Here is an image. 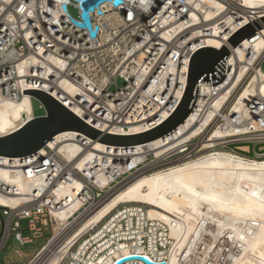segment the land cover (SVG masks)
<instances>
[{
	"label": "built area",
	"instance_id": "obj_1",
	"mask_svg": "<svg viewBox=\"0 0 264 264\" xmlns=\"http://www.w3.org/2000/svg\"><path fill=\"white\" fill-rule=\"evenodd\" d=\"M113 1L106 0L99 6L101 14L98 9L90 13L92 30L98 28L91 37L88 29L73 23H82L78 0H0V102L17 101L23 90L42 91L39 86L46 83L64 93L56 99L65 108L102 133L134 135L163 122L182 98L192 54L205 48L203 38L213 36L211 24L216 26V18L206 21L204 10L216 9L204 0H120L117 5ZM69 6L76 9L77 17L69 13ZM262 60L260 56L255 62V72L264 73ZM201 84L186 119L193 117L191 124L185 121L165 136V142L195 137L178 142L158 158L153 155L151 163L162 165L160 171L169 168L172 161L192 160L190 142L201 135L194 132L200 125ZM205 117L211 130L217 123L216 116L207 113ZM35 118L32 111L31 119L23 124ZM136 129L140 130L133 132ZM72 134L58 140L56 136L27 158L0 157V197L18 200L13 207L0 206V252L9 236L24 246L48 234L55 224L54 213L66 207L64 198L53 199L61 186L77 184L73 197L82 203L81 209L85 205L93 207L124 181H119L122 176L150 164L144 163L151 153L143 163L132 167L133 158L141 153L128 148L121 153L120 149L99 152L101 156L80 165L76 163L78 154L67 155L59 147L73 143L80 154L92 148L93 141ZM146 207L124 203L106 216L105 222L73 240L58 264H114L129 256L167 264L172 243L169 227L149 219ZM47 246H40L28 264ZM123 264L144 263L132 260Z\"/></svg>",
	"mask_w": 264,
	"mask_h": 264
},
{
	"label": "bare ground",
	"instance_id": "obj_2",
	"mask_svg": "<svg viewBox=\"0 0 264 264\" xmlns=\"http://www.w3.org/2000/svg\"><path fill=\"white\" fill-rule=\"evenodd\" d=\"M204 2L216 9L215 12L204 10L206 21L216 18V26L211 24L213 36L202 39L205 47L220 49L241 27L264 17V0ZM253 32V36L229 52L221 78L200 85V125L194 132L209 136L200 146L203 155L186 162L172 161V165L163 171H160L162 165L156 162L143 166L111 188L112 194L106 201L89 208L90 212L83 213L73 223L68 222L82 207V203L73 197V188L78 185L61 186L53 196L54 200L64 198L67 201L66 207L53 215L59 231L32 264H58L73 240L97 225L117 204L125 202L150 205L152 208L147 209V217L169 227L172 243L167 264H264V160L247 159L215 149L223 142L241 137L247 141H264V73L254 69L255 62L264 56V26ZM248 71H254L252 79L232 105L233 109L225 115L220 109ZM61 82L65 84V81ZM39 88L57 99L64 94L58 86L53 90L46 83ZM207 113L221 119L223 124L209 132ZM31 117L29 95L23 94L17 101L0 102V137L18 130ZM192 120L193 117H189L186 124L189 126ZM64 136L73 134L61 133L56 139ZM194 137L182 136L178 142H188ZM165 141L163 137L132 148L131 152L141 155L133 158L130 165L138 166L150 153L158 158L178 143L166 144ZM91 147L80 154L79 147L73 143H65L59 148L67 155L78 154L76 163L80 165L95 155L101 156L99 152L120 149L121 153L124 150L98 141H93ZM19 186L24 188L23 184ZM17 201L0 197V206L13 207ZM237 224H242L243 229L236 232L238 239L235 242L233 230Z\"/></svg>",
	"mask_w": 264,
	"mask_h": 264
},
{
	"label": "water",
	"instance_id": "obj_3",
	"mask_svg": "<svg viewBox=\"0 0 264 264\" xmlns=\"http://www.w3.org/2000/svg\"><path fill=\"white\" fill-rule=\"evenodd\" d=\"M78 1L82 5L80 15L82 23L76 21H73V23L79 27L88 29L90 36L94 37L98 28L95 27L92 30L90 13L98 9L97 13L101 14L99 6L106 0ZM119 3L120 0L113 1L114 5ZM65 9L66 7L63 6V10ZM263 26L264 17L258 18L232 34L220 49L205 47L195 51L189 60L184 93L175 110L159 125L139 134L121 136L102 133L84 123L49 93L33 89L23 90L22 94H27L42 104L44 115L27 121L11 134L1 136L0 157L9 159L27 158L41 151L46 144L64 132H75L92 141L124 149L145 145L163 138L183 124L190 115L197 95L198 83L208 84L220 79L225 69L224 59L229 56V52L244 39L253 36L254 30ZM132 260H139L144 264H165L163 262H150L148 259L140 256L124 257L114 264H123Z\"/></svg>",
	"mask_w": 264,
	"mask_h": 264
},
{
	"label": "rangeland",
	"instance_id": "obj_4",
	"mask_svg": "<svg viewBox=\"0 0 264 264\" xmlns=\"http://www.w3.org/2000/svg\"><path fill=\"white\" fill-rule=\"evenodd\" d=\"M68 11L73 17H77V15H78L77 11L73 6H69ZM228 57H226L224 60H226ZM261 57H263V59H264L263 55ZM262 68L264 70V61L262 64ZM253 75H254L253 72L247 73L241 79V81L237 84L236 88L233 90V93L227 98L225 104L220 109V111H223L224 114L226 113L225 115H227L231 111V109H233L232 107L235 105L234 102L235 101L237 102V100L239 99V96L241 95L243 89H245V87L249 84ZM118 85L121 86L122 82L118 81ZM30 104H31V109H32L35 117H39V116L44 115V110H43L42 104L40 102H38L35 99H31ZM221 124H223L222 120L218 119L217 123H215V125L210 130V132L212 130H215ZM208 138H209V136H207V134H205V136H198L195 139H193V141L190 142L189 149H190V151H192V154H191L192 158L191 159H194V158H197V157H200L201 155H203V151L201 150L200 146ZM233 140H229L227 142L221 141V142H223V144L218 145L215 148L216 151L233 153L235 155H238V156H241V157H244L247 159L264 160V141H261V142L247 141L244 139V137H241V139L236 138L234 141ZM152 159H153V154H150L148 159H147V162L144 164H148L149 162L151 163ZM167 168L168 167L163 168L162 170H165ZM128 177H129L128 175L122 176L119 179V181H121V180L123 181V180L127 179ZM110 194H112V192L110 193L109 191H107L106 197L102 200V202L98 203L97 205L99 206L104 201H106V198H109ZM125 203H129V202H125ZM123 204L124 203L117 204L115 209H117V208L120 209L123 206ZM135 204H138V203H135ZM140 205H145V204H140ZM146 206H148V208L146 207L147 209L152 208L150 205H146ZM91 207L92 206H90V205H85L83 207V209H81L74 217H72L69 220L68 223H73L77 220L76 218H78L83 213L87 214L88 212H90L91 210H89V208H91ZM115 209L112 212H110L109 216H111L112 214L115 213ZM107 219L108 218H106V216H105L101 220L102 223L105 222ZM225 220L228 221L227 219H225ZM234 229L235 230H233V231H235V232L233 233V231H232V233H233V236H234L235 242H236V240L238 239V235H237L238 233H236V232H240L243 229V225L237 224V225H235ZM56 230H57V226L54 224L53 226L50 227V231L48 232V234L45 237L41 238L37 242H34L32 244H28V245H24V246L17 245L15 242H13L11 236H9L5 246L3 247V249L0 252V264H7V263H9V264H28L29 261L31 259H33L32 257L34 255V253L38 250V248L40 246L45 245V244H48V245L50 244V242L54 239L55 234L59 231V230H57V231ZM229 264H231V262Z\"/></svg>",
	"mask_w": 264,
	"mask_h": 264
},
{
	"label": "snow or ice",
	"instance_id": "obj_5",
	"mask_svg": "<svg viewBox=\"0 0 264 264\" xmlns=\"http://www.w3.org/2000/svg\"><path fill=\"white\" fill-rule=\"evenodd\" d=\"M86 14H87V12H86Z\"/></svg>",
	"mask_w": 264,
	"mask_h": 264
}]
</instances>
